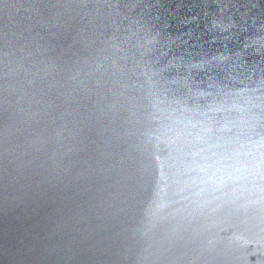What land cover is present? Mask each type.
Instances as JSON below:
<instances>
[{
  "label": "water",
  "instance_id": "1",
  "mask_svg": "<svg viewBox=\"0 0 264 264\" xmlns=\"http://www.w3.org/2000/svg\"><path fill=\"white\" fill-rule=\"evenodd\" d=\"M0 264H264V0H0Z\"/></svg>",
  "mask_w": 264,
  "mask_h": 264
}]
</instances>
